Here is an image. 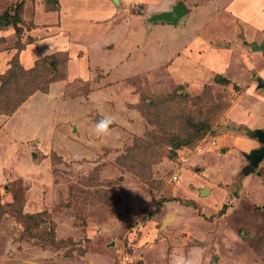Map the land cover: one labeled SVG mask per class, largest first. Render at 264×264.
Masks as SVG:
<instances>
[{"label": "rangeland", "instance_id": "obj_1", "mask_svg": "<svg viewBox=\"0 0 264 264\" xmlns=\"http://www.w3.org/2000/svg\"><path fill=\"white\" fill-rule=\"evenodd\" d=\"M144 1H131L132 15H143ZM174 2L189 6H165ZM96 3L104 11L112 0H0V264H170L173 252L192 249H204L205 264H264V158L245 156L262 146L260 133L247 132L264 131L256 80L264 78V55L251 45L264 36L242 33L227 48L224 36L234 30L202 23L192 31L201 46H177L179 62L194 53L182 66L187 77L158 66L156 75H132L122 90L124 76L109 70L128 60L134 73L149 50L163 55L150 32L165 21L151 23L155 8L145 31L132 23L131 52L118 43L122 30L118 41L92 46L93 36L74 28L82 44L70 42L68 29L80 18L92 26ZM62 38L83 47L72 80L65 47L55 43ZM112 40L115 50H106ZM210 49L233 56L218 55L229 84L215 81L221 63ZM88 64L98 70L88 72ZM241 105H255L245 119L256 125L242 121ZM106 115L115 118L112 132L98 136L96 122ZM194 126L208 129L174 149L171 142L195 134Z\"/></svg>", "mask_w": 264, "mask_h": 264}, {"label": "crops", "instance_id": "obj_2", "mask_svg": "<svg viewBox=\"0 0 264 264\" xmlns=\"http://www.w3.org/2000/svg\"><path fill=\"white\" fill-rule=\"evenodd\" d=\"M110 1V0H109ZM120 0H112V4L108 5L110 7H106V9L104 11H100L98 4L96 3L93 7L95 9V14L94 17L90 18V23H92L90 26L87 22L85 21H81L80 18V23H76V25L69 27L68 30H70L69 35H66L68 37V40L72 43H77V44H82L81 41H79V37H75V29L80 28V36H81V31L84 32V35H88L90 34V36H93L92 40L90 41V43L92 44V42H94V45L92 46H96V45H101L105 42V40H107L109 38H112L113 40H117L115 34L117 32H120L121 30L124 31L123 32V38H118L120 41H118V43H122L121 46H125L127 48V51L129 50V52H131V48H132V32H133V26L132 23H135L136 25L138 24V26H140V29H144V31L146 30L147 26L146 22H147V15L148 13H150L151 11H154L155 8H160L161 10L155 11L152 16V21L151 23H153V21H157L156 16L160 13H164V12H171L174 10V7L177 4H181V2H174L172 4V6L170 7H166L165 6V2L166 0H160L159 2H163L162 5L158 6V3L156 1L154 2H149L148 0H143L145 2L146 5V9L143 12V15L141 16H135L132 15L133 13H131V9H129V5L131 3V1L133 0H128L126 2V4H122L121 2H119ZM189 2V6L188 9L183 5L182 7L184 8V13L183 16L180 17V19L178 20V22H170L166 20H162L165 22H161L160 24H154L151 25V32L150 35L152 33V38L156 37L158 39V42L156 44H159V47L157 46V48L162 52H160L159 57L153 56L152 55V51H150V57L148 56V59H144L142 62L145 63V66H143V70H137L134 73H129L132 66L131 64L128 63V60H126L124 63H118V66L115 65L114 66V71H112L111 69L109 71L112 72V75H110V77L115 76L117 73L119 74L118 76H124L123 81H122V86L121 89L122 90H129L131 85H130V80L133 79L135 76V74L138 76H143L144 73L147 71L146 69H149L147 72L151 71H155V75L160 72L159 69H163L164 70H168L169 74L172 75H176L178 77H184L187 75L184 74L183 70L184 68L182 67L183 64H187L190 63L193 64V57H194V53H192V57L191 56H186L187 57V61H182L180 60V62H184V63H180L177 59L180 58V56L178 55L177 51V46L181 45V42H183L186 46L190 45L189 47L194 48L196 50L195 46H201L200 43H197L196 41V35L195 38L192 37L194 36L192 31L194 30V27H200V24L202 23H206L207 25H210V28H214L215 31H220V32H229L231 30L233 34L232 35H223L224 38H229L230 37V41L229 39L226 42V47L231 48L232 45H234L235 40L242 35V33L245 34V36H247V32H251L252 34L248 35V38H256L257 36H260V34L262 36H264V0H187ZM209 1V3H208ZM112 7H114V11L113 10H108V9H112ZM81 10V9H80ZM116 10L118 11L116 14ZM189 10V11H188ZM131 13V14H130ZM110 14V15H109ZM109 15V16H106ZM116 15H122L125 18L122 19H114ZM140 23H138L137 19ZM189 17H192L193 20H191L189 22V24L187 26H184V21L189 20ZM140 19V20H139ZM122 20V21H121ZM133 21V22H132ZM70 25V24H69ZM206 25V26H207ZM184 26V27H183ZM204 26V27H206ZM54 28H57L56 26H54ZM187 29L189 30V33L186 31ZM61 30V29H60ZM137 30H135L136 32ZM114 32V34H112ZM186 33V34H185ZM59 36V35H58ZM56 36V37H58ZM240 38V37H239ZM59 39V38H57ZM78 39V40H77ZM50 40L48 38L45 39ZM111 41L108 48L106 46V50L109 49L110 50H115L114 48L116 47L115 41ZM196 40V41H195ZM59 42L57 43L55 41V43L57 44V46L62 45L64 46V50L62 51V53H65L68 55L69 57V71H68V76L65 77L66 79H70L72 80L74 77V73H75V69H74V63H78L79 61L76 60V62L74 61V57H76V51L78 50V48H83L81 46L76 45L75 48L76 50H73L71 45H67L66 41L64 38H62L61 40H58ZM231 41L233 43H231ZM199 42V41H198ZM61 43V44H60ZM89 43V44H90ZM162 43V44H161ZM220 43V42H219ZM219 43H217L218 47L221 46L219 45ZM51 44H53V42L49 43V46H52ZM232 44V45H230ZM252 51L257 54L259 52H261L264 55V39H262V41L260 42V45L257 43H252ZM71 46V48H70ZM89 46V45H88ZM235 46V45H234ZM98 47V46H97ZM153 48H155L154 44L152 45ZM79 48V49H80ZM102 48V46L100 47ZM261 48V49H260ZM72 49V50H71ZM164 49V51H163ZM173 51V56L171 55H167V53H169V50ZM234 50H237L236 48ZM102 51V49H101ZM210 59L211 60H216L217 62L219 61V64L217 66V68L215 69V72H219L220 75L219 76H223L226 78L227 74V70L226 68L223 70L225 67L224 63H222L219 60V54H221V57L223 56L225 59H228L229 61H231V59L233 58V56H231V53L229 50L225 51V52H221L219 53L216 49H210ZM174 52L176 54H174ZM190 52V51H189ZM78 57H82L83 53L81 52L80 49V53L78 52ZM190 54V53H188ZM183 55V54H181ZM184 56V55H183ZM126 59V58H125ZM191 59V60H190ZM122 60V59H121ZM119 60V62L121 61ZM116 64V63H115ZM176 64V67L173 69L172 66ZM127 65H130V69L127 71H124L123 69L127 67ZM3 64L2 61H0V68H3ZM87 65H85L86 67ZM158 66L159 69H158ZM89 68V71H93L95 72V70H98V68H94L92 67L90 64H88L87 66ZM86 67V69H87ZM151 68H153L154 70H152ZM108 71V72H109ZM221 71V72H220ZM74 72V73H72ZM107 73V72H106ZM143 73V74H141ZM132 75H134V77H131ZM77 76V75H76ZM80 77V76H79ZM82 78V77H81ZM89 77L85 76L84 80H87ZM264 78H257L256 80H258V85L260 84L261 81H263ZM65 80V79H64ZM216 81V78H215ZM62 84L63 81H55L54 84ZM221 84V83H220ZM65 85V84H63ZM255 107V105H254ZM254 107H251L252 109ZM258 107V106H257ZM240 111L239 113H241L239 116L240 118L241 115L244 116L242 118V121L244 123H247L248 126L252 125H256L253 124L252 122H250V119H253V117H249L247 119H245V116L250 115L252 112L251 110H247L246 109V105H244V107L241 105L240 107ZM255 111V110H254ZM249 119V120H248ZM241 120V119H240ZM258 125V124H257ZM260 126V125H259ZM251 127V126H250ZM257 127V126H256ZM247 130H251L249 128H247ZM253 132L254 135H256L255 133H264V131L262 129H256V130H252L251 132H247V135H251ZM261 147V146H260ZM259 147V148H260ZM258 148H255L253 150H256ZM253 150H251L250 152L246 153L245 156L247 158V155L250 154ZM204 188H199V193L201 194V190ZM200 196V195H199Z\"/></svg>", "mask_w": 264, "mask_h": 264}, {"label": "clouds", "instance_id": "obj_3", "mask_svg": "<svg viewBox=\"0 0 264 264\" xmlns=\"http://www.w3.org/2000/svg\"><path fill=\"white\" fill-rule=\"evenodd\" d=\"M115 118L112 116H104L96 122L95 132L98 136H107L112 132L111 125ZM210 259V258H209ZM170 264H205L204 249H192L187 253L173 252L170 258Z\"/></svg>", "mask_w": 264, "mask_h": 264}, {"label": "water", "instance_id": "obj_4", "mask_svg": "<svg viewBox=\"0 0 264 264\" xmlns=\"http://www.w3.org/2000/svg\"><path fill=\"white\" fill-rule=\"evenodd\" d=\"M183 13H184V8L182 7L181 4H177L174 7L173 11L160 13L156 16V19L166 20L170 22H178L180 17L183 16ZM260 85L264 87V80L260 82ZM259 141L262 146L256 150H253L250 154L247 155V158L249 159L251 163L258 162L259 160L261 159L263 160L264 158V133H261L259 135ZM205 193H208V190L206 188L201 190V195ZM170 220H171V217L167 218L165 220V223H167ZM140 264L142 263L140 262Z\"/></svg>", "mask_w": 264, "mask_h": 264}, {"label": "trees", "instance_id": "obj_5", "mask_svg": "<svg viewBox=\"0 0 264 264\" xmlns=\"http://www.w3.org/2000/svg\"><path fill=\"white\" fill-rule=\"evenodd\" d=\"M46 1L48 4V1H50V0H46ZM8 17H9L8 14L5 13L2 18L8 20L9 19ZM216 82H219V83L224 84V85L229 84V80L223 76L216 77ZM193 128H194L195 134H193L192 136H189L188 138H178V139L173 140L171 142L174 149L177 150V149L181 148L182 146L194 145L197 138H199L201 136L200 134H202V132H206V130L208 129L207 126H194Z\"/></svg>", "mask_w": 264, "mask_h": 264}]
</instances>
